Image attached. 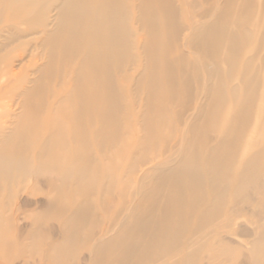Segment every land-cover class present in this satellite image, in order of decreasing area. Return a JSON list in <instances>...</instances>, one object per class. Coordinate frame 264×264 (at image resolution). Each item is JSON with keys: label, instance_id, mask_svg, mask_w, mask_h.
Returning <instances> with one entry per match:
<instances>
[{"label": "bare ground", "instance_id": "1", "mask_svg": "<svg viewBox=\"0 0 264 264\" xmlns=\"http://www.w3.org/2000/svg\"><path fill=\"white\" fill-rule=\"evenodd\" d=\"M263 25L264 0H0V264H199L264 189Z\"/></svg>", "mask_w": 264, "mask_h": 264}, {"label": "rangeland", "instance_id": "2", "mask_svg": "<svg viewBox=\"0 0 264 264\" xmlns=\"http://www.w3.org/2000/svg\"><path fill=\"white\" fill-rule=\"evenodd\" d=\"M259 36L264 37V25L259 32ZM257 47L258 46L254 43L250 46L243 47L240 62L236 67L237 72L243 70L242 62L244 58L255 54ZM37 51L38 50H35L34 53H37ZM29 53L30 50H27L25 60L29 58ZM36 59L39 60L38 54H36ZM253 63L254 66L251 68V72L248 76H250L254 71L256 74L258 72L257 77L260 78L259 99H262L263 97L264 100V45L260 48L258 56ZM238 82L239 79L231 81L230 85L232 86ZM14 83L15 82L11 84ZM256 108L257 105L255 106V110ZM129 191L131 193L134 192V187L130 188ZM26 194L28 193L25 192V195ZM36 197H39V195H31L29 198L36 199ZM34 203L32 205H26V208L23 209L25 213H30V211H32L31 209L36 208L37 203ZM26 221L27 220H20L19 223L23 224ZM56 229H58V227H56ZM261 237H264V189L253 191L249 195L247 201L240 205L238 213H236L230 227L226 230H221L220 232H217V234H213L211 237L204 240L205 246L202 249L199 264H211V260L207 257L208 251L211 247L217 244H223L227 249V253L224 256L225 258L227 257V259L222 258V256L221 258H217V260L222 259L224 264H264V253L258 254V252L254 249V243ZM29 254L30 253L26 252L23 257L16 260L15 263H20L21 260L23 261V258L30 261L33 260L32 257L28 258ZM26 264L32 263L29 262Z\"/></svg>", "mask_w": 264, "mask_h": 264}]
</instances>
